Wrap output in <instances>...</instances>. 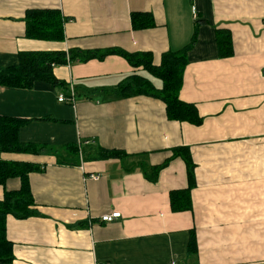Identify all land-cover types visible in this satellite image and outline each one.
I'll list each match as a JSON object with an SVG mask.
<instances>
[{
    "label": "crops",
    "instance_id": "obj_1",
    "mask_svg": "<svg viewBox=\"0 0 264 264\" xmlns=\"http://www.w3.org/2000/svg\"><path fill=\"white\" fill-rule=\"evenodd\" d=\"M31 9L69 18L65 41L26 38ZM133 12L152 14L156 26L134 30ZM227 34L233 54L223 58L218 37ZM194 39L180 99L196 106L200 126L170 121L159 99L121 97L132 74L163 83L119 56L55 67L64 86H0V117L25 121L19 141L46 147L0 154L42 168L29 175L36 214L7 217L14 260L0 264H264V0H0V68L16 65L20 52L111 48L150 52L160 65ZM72 91L74 104L58 101ZM179 148L192 156L194 185L185 161L173 158ZM101 149L127 156L92 158ZM168 161L157 182L147 180ZM190 185L191 210L172 211L171 193ZM113 212L122 218L101 222ZM192 234L197 255L188 258Z\"/></svg>",
    "mask_w": 264,
    "mask_h": 264
},
{
    "label": "trees",
    "instance_id": "obj_2",
    "mask_svg": "<svg viewBox=\"0 0 264 264\" xmlns=\"http://www.w3.org/2000/svg\"><path fill=\"white\" fill-rule=\"evenodd\" d=\"M59 10L56 9H31L26 12V38L39 41L63 42L65 41L64 25L69 22ZM131 23L134 30H147L156 26L154 16L150 13L133 12ZM228 35V34H227ZM226 41L218 37L220 55L223 58L231 57L233 47L230 36ZM195 43L173 52L168 51L162 55L160 65L154 64L153 54L150 52L129 53L119 48L105 50H69L66 52H20L18 63L13 66L0 68V86L16 89H32L37 82H44L54 87L64 86V82L54 75V68L66 66L75 62L86 63L91 60L104 61L109 56L124 58L131 67L142 68L154 78L162 81L163 86L158 89L147 77L132 74L119 85L121 97L148 96L161 100L166 106V115L170 121L189 123L200 126L203 118L200 117L196 106L183 102L180 91L184 83V73L189 64V53ZM225 50V52L223 51ZM25 121L0 117V154H31L41 155L46 147L35 144H24L19 141L18 133ZM77 155L78 147H71ZM82 155V152H81ZM126 153L116 150L101 149L96 152V157L103 160L121 159ZM181 157L187 166L189 183H195V164L188 149L179 148L174 152L173 158ZM85 159L91 155H85ZM163 165L151 168L145 175L150 182H157L160 172L168 166ZM63 164V162H60ZM65 164H71L65 162ZM38 164L26 162L4 161L0 158V186L4 188V197L0 200V262L11 263L14 260L13 245L7 238L6 220L8 216L17 219H27L36 214L34 197L31 191L29 175L40 172ZM18 178L21 185L17 190L7 187L9 180ZM191 185L183 191H173L171 208L174 212L191 210ZM197 255V237L192 234L188 247V258Z\"/></svg>",
    "mask_w": 264,
    "mask_h": 264
},
{
    "label": "built area",
    "instance_id": "obj_3",
    "mask_svg": "<svg viewBox=\"0 0 264 264\" xmlns=\"http://www.w3.org/2000/svg\"><path fill=\"white\" fill-rule=\"evenodd\" d=\"M74 99H75V91H72L70 97H66L65 95L61 94L58 98V101L61 103L62 102H69V103L74 104V102H75ZM91 178L94 180L100 179L98 175H95V176L92 175ZM121 218H122V215L120 212H113L111 214L103 215L100 220L102 223L110 224V223H112L118 219H121Z\"/></svg>",
    "mask_w": 264,
    "mask_h": 264
}]
</instances>
